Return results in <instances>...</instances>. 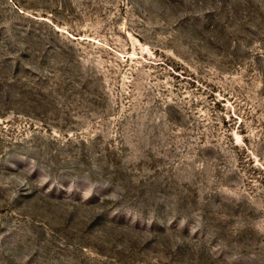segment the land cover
<instances>
[{
	"label": "rangeland",
	"instance_id": "obj_1",
	"mask_svg": "<svg viewBox=\"0 0 264 264\" xmlns=\"http://www.w3.org/2000/svg\"><path fill=\"white\" fill-rule=\"evenodd\" d=\"M0 264H264V0H0Z\"/></svg>",
	"mask_w": 264,
	"mask_h": 264
}]
</instances>
